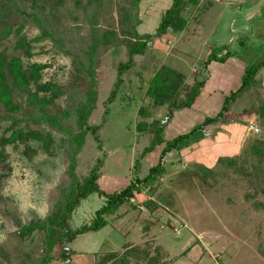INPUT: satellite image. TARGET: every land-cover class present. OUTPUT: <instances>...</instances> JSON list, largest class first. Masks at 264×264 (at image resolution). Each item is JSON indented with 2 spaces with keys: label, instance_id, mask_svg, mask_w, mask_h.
<instances>
[{
  "label": "rangeland",
  "instance_id": "obj_1",
  "mask_svg": "<svg viewBox=\"0 0 264 264\" xmlns=\"http://www.w3.org/2000/svg\"><path fill=\"white\" fill-rule=\"evenodd\" d=\"M172 2L0 0V89L10 97L0 100V264H64L63 244L52 239L62 229L51 219L68 196L73 157L80 183L95 168L107 193L141 183L108 226L66 245L70 264H264V69L225 123L206 126L166 155L164 174L142 182L165 144L145 149L215 118L245 66L264 59V47L242 55L264 46V0H193L175 29L120 72L136 35L155 36ZM212 51L228 61L207 66ZM154 77L169 92L161 103ZM199 82L195 105L180 108ZM89 98L86 123L98 141L77 121ZM105 203L89 196L68 228L90 225Z\"/></svg>",
  "mask_w": 264,
  "mask_h": 264
},
{
  "label": "trees",
  "instance_id": "obj_2",
  "mask_svg": "<svg viewBox=\"0 0 264 264\" xmlns=\"http://www.w3.org/2000/svg\"><path fill=\"white\" fill-rule=\"evenodd\" d=\"M190 2H193V0H173L171 7L165 11L164 15L162 16L160 20L159 27L157 29V32L155 36L146 35L145 37H140L139 35H136L137 41L134 43L132 47H130L129 51V57L130 60L125 65H122L120 67V72L127 70L131 64L132 59L136 55H143L146 48L148 47V44L151 40L156 38H162L165 36L169 30L175 29V24L178 23V21L181 18V14L187 9L188 4ZM197 2L195 1L194 4ZM245 45L242 44V48L245 49ZM220 52H225L226 50L224 48L219 49ZM218 51H212L211 55L208 57L206 61V65L210 66L212 63H220L225 64L228 59L229 55L224 54L222 57H217L216 52ZM244 52V51H243ZM243 54V53H242ZM3 67V66H2ZM14 69V78L17 84L24 85L25 80L24 76L22 75L20 69L17 66H12ZM264 69V59L257 62L256 64H247L244 68L243 75L241 76V85L235 92H232L229 96H227L224 100V104L222 106L221 112L215 117V118H207L204 123L198 124L194 126L189 132L181 134L180 136H177L173 141H164L162 138L158 137L155 141L151 143V146H149L147 149H145V153H151L157 146H161L165 144L164 148L162 149L161 155H160V162L156 167H153L149 171V175L142 181L145 184L150 183L151 181L155 180V177L157 175H162L165 173V169L162 165V160L166 157L167 154L178 151L183 148V143L188 142L197 134H202L204 132V128L211 124H216L219 121L226 122L225 121V114H227L230 111L231 103H233L238 96L239 93H242L245 89L249 88L251 85L255 84L256 77L259 74L261 70ZM151 92L152 96L154 98V101L157 103H161L165 98L169 96V92L167 89L161 85L158 77H154L151 81ZM205 86V82H199L196 85V88L192 91L191 97L187 99V101L181 102L179 105L182 109H190L192 108L198 97L201 94L202 89ZM7 90L4 88L0 89V100L8 103L10 97L8 96ZM94 103V98H89L88 104L86 107L81 110L82 112L78 116V125L83 129L84 132L88 129V131H91L92 134L95 135V140L98 141V135L97 131L98 128L94 127L90 129L87 126V113L89 110L93 107L92 104ZM40 107L43 108V105H40ZM45 120L47 122H54L53 119H49V117H45ZM85 128V129H84ZM162 128H158V131L161 132ZM82 139V136L80 137ZM79 141V147L82 145V140ZM264 146V144H261ZM264 148V147H263ZM80 149L76 150L74 155H76L79 152ZM72 163L69 167V173L72 180L71 187L68 192V196L64 195L63 202L59 203V211L60 215L56 216L57 219L54 217L51 219L53 223L57 221V224L59 225L60 229H62L61 236L52 237L53 243L57 240L58 242L61 241L62 244L64 243V240H68V243L73 242L77 236L89 234V233H96L104 229L106 226H108V222L106 218L112 214H116L119 212V210L124 206L128 205L130 199L133 197L134 191L137 189V183H141L140 181H137V183H131L128 187L123 189L121 192H113V193H107L106 191L102 190L99 185V179L101 175L98 173L99 168H95L89 177L83 182L80 183L78 178L75 174L74 169V157L71 159ZM99 195L106 199L105 205L96 212L95 219L92 221L90 225H85L79 230L71 231L68 228V223L71 219V215L74 212V210L79 207L80 203L84 200H86L91 195ZM64 250V249H63ZM70 254H67L65 250L62 254V259L64 261V264H70L68 261H70ZM52 260L49 258H46L43 260L41 264H50Z\"/></svg>",
  "mask_w": 264,
  "mask_h": 264
},
{
  "label": "crops",
  "instance_id": "obj_3",
  "mask_svg": "<svg viewBox=\"0 0 264 264\" xmlns=\"http://www.w3.org/2000/svg\"><path fill=\"white\" fill-rule=\"evenodd\" d=\"M259 7H260V4L258 5ZM259 7H258V13H257V15L258 16H260L261 15V13H260V11H259ZM257 16V17H258ZM260 24V23H259ZM260 25H262V24H260ZM263 27H264V24L262 25ZM252 46H249L248 48L246 47V49L244 50V52H243V54L242 55H246L247 53H249V51H250V49L252 48V47H258L259 49H260V51L262 52L263 50L261 49L262 47H264V46H260L259 44H257V43H254V44H251ZM263 53V52H262ZM216 64H220V63H216ZM223 65V64H222Z\"/></svg>",
  "mask_w": 264,
  "mask_h": 264
},
{
  "label": "water",
  "instance_id": "obj_4",
  "mask_svg": "<svg viewBox=\"0 0 264 264\" xmlns=\"http://www.w3.org/2000/svg\"><path fill=\"white\" fill-rule=\"evenodd\" d=\"M67 244H68V240L66 239V240H64V243H63V249L65 250V252L67 254H70L71 250L69 248H67V246H66ZM68 262H70V261H68Z\"/></svg>",
  "mask_w": 264,
  "mask_h": 264
}]
</instances>
